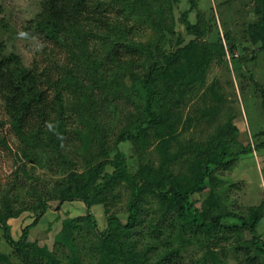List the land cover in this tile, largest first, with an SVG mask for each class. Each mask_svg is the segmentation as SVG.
Segmentation results:
<instances>
[{
  "label": "trees",
  "instance_id": "trees-1",
  "mask_svg": "<svg viewBox=\"0 0 264 264\" xmlns=\"http://www.w3.org/2000/svg\"><path fill=\"white\" fill-rule=\"evenodd\" d=\"M180 2L41 0L40 11L29 22L27 29L49 42L57 57H60L59 47H65L74 62L72 66L52 63L49 70L37 73L34 68L24 67L13 54L0 55V108L5 117L0 125L3 128L5 123L8 124L12 135L24 144L25 148L20 149L16 156L22 150L21 157L35 162V148L42 147L50 159H57L58 164L61 162L67 166L68 163L73 167L70 176L60 190L52 189L48 199L58 201L57 209L64 202H81L86 208L84 216L64 220L54 251L50 252L27 241L28 230L36 225L49 207L48 201H41L38 194L34 199L36 203L32 205L21 204L17 210L7 204L0 207V228L5 242L21 264H178L188 244L183 238L184 230L200 237L198 242L203 250L195 264H264V232H257V227L264 220V205L249 208L247 214L243 215L231 211L224 203L225 196L221 197L217 191L224 184L217 172L229 170L240 157L252 151L250 145L238 143L236 130L231 127L232 121L227 120L230 116L226 120L221 119L216 112L219 108L215 106L216 117L210 121V126L215 130L207 140L179 145L177 151L167 152L173 145L177 147L175 139L186 131V124L189 127L193 121L191 117L184 120L182 105L197 97L205 86L207 71L214 62L219 63L225 53L218 38L216 43H206L204 37L208 32L199 25L198 14L195 22L190 20L189 15L195 8L194 0H186L189 7L181 14L185 33L192 38L173 51L165 50L166 37L173 34L175 26L173 7ZM150 6L156 7L157 12L151 13L148 10ZM256 6H261L257 11L259 19L250 24L246 32L253 44H260L257 50L261 51L264 50V0H257ZM129 21L131 25H128ZM145 26L159 33L156 45L138 39L143 35L141 29ZM224 40L232 48L228 32L224 33ZM94 43L106 53L101 62L95 55L94 59L90 56L89 61L88 49ZM254 58L255 51L252 60ZM109 63L114 65L113 72L99 70L103 64ZM75 70L83 72L80 80ZM125 70L133 82L138 80L141 83L145 95L142 109L138 108L140 112L134 129L131 130L128 122L115 139V144L131 141L136 145L146 143L145 138L150 137L159 142L158 166L150 168L146 162L139 166L135 174L129 175L122 154L116 152L109 159L102 152L98 155L101 163H87L82 176L76 177L78 163L74 160L71 164L63 155L69 144L63 129L67 119L63 115L64 86L75 89L79 100L85 99L82 96L83 87L86 88L88 82L93 86L89 89H105L114 84L117 87L123 83L119 75H124ZM107 75L110 77L107 78ZM114 91L117 93L118 90ZM91 92L89 90L88 93ZM200 100L203 104L206 101L204 97H200ZM205 106L207 104L195 108L203 119L210 114ZM193 113L195 115L196 112ZM109 126L105 125L108 131ZM98 128L101 127L98 125L93 129L96 131ZM257 137L264 138V128ZM0 145L8 148L4 137ZM262 148L264 140L256 144L257 150ZM107 165L113 168L111 174L105 171ZM22 171L25 172V169ZM104 178L107 182L99 185L98 181ZM121 178L129 182L130 202L126 220L123 222L114 214L107 215L106 229L101 232L91 207L106 204L108 190L104 191L105 188L109 185L112 189L117 179ZM194 195L205 196L200 200L193 199ZM149 197L155 200L157 213L154 214V225H146L150 240L140 242L134 234L141 224L142 212L150 203ZM34 210L37 213L31 225L15 241L7 220L24 211ZM166 222V230L176 225L181 227V242L179 246L174 242L166 250H158V246L166 244L165 239L159 238ZM82 231L90 233V236L82 235L76 239L74 234ZM245 233L251 238H244ZM229 236L235 237L237 245L233 247L232 260L226 263L223 260L226 259L225 255L221 256L216 248ZM56 250H60L59 256L68 253L66 261L58 258ZM0 258L9 262L5 255H0Z\"/></svg>",
  "mask_w": 264,
  "mask_h": 264
},
{
  "label": "rangeland",
  "instance_id": "rangeland-1",
  "mask_svg": "<svg viewBox=\"0 0 264 264\" xmlns=\"http://www.w3.org/2000/svg\"><path fill=\"white\" fill-rule=\"evenodd\" d=\"M40 1L0 0V55L13 54L21 60L24 67L34 68L37 73L49 70L52 63L59 66L65 64L72 66L73 60L69 58V52L65 47H59L60 57H57L53 53L56 51H52V45L49 42L31 34L27 29L29 22L40 11ZM194 1L195 8L194 12L189 15L190 20L195 22L198 14L199 25L208 32L204 37L206 43H216L220 40L225 53L222 60L219 63L214 62L207 71L205 86L197 97L182 105L181 112L184 120L191 117L193 121L189 127L186 124V131L181 132L180 137L175 139L177 147L173 145L167 149V152L177 151L179 145L191 142L202 143L207 140L211 132L215 130L210 126V121L216 117L214 116L215 106L219 108V110L216 109V112L221 116V119L226 120L230 116L227 120L232 121L231 127L236 130L238 143L242 146L250 145L252 151L251 154L240 157L229 170L221 169L217 172L224 182L217 191L221 197L225 196L224 203L231 211L246 215L249 208L256 209L260 204L264 205V148L256 149V144L264 140L263 137H257L264 128V50L258 51L257 47L260 44H253L246 32L250 24L258 21L257 11L261 9V6L257 8V0ZM188 7L186 0L174 4L175 26L173 34L166 37V51H173L176 47L185 45L192 38L185 33L181 19V14ZM148 10L151 13L157 12L156 7L150 6ZM127 23L128 25L132 24L131 21ZM141 32L145 35L138 37L141 42L150 41L156 45L159 33L148 29V26L143 27ZM226 32L229 33L232 48H229L225 43L224 33ZM22 33L25 35H21ZM88 50L90 62V56L94 59L95 55L96 59L101 62L106 55L105 51L95 43L90 45ZM253 51H255V58L252 60ZM113 67L114 65L111 63L103 64V68H99V70L111 73L114 70ZM75 73L77 79L80 80V74L83 72L75 70ZM95 73L98 75L97 72ZM119 76L123 83L117 87L114 84L105 89H89L93 86L88 82L86 91V88L83 87L82 96L85 99L80 100L76 97L75 89L70 90L64 86L63 115L67 119L63 129L67 133L65 138L69 144L63 155L69 159L71 164L74 160L78 163L76 177L82 176L87 163H101V158L98 155L102 152L106 153L109 159H112L116 152L122 154L129 175L135 174L139 166L146 162L149 163L150 168L158 166L159 151L157 146L159 142L150 137L145 138L146 143L134 145L131 141H123L115 144V139L128 122L131 130L134 129V123L140 112L138 108L142 109L143 95H145L141 89V83L137 82L138 80L133 82L127 70L124 75L120 74ZM109 77L107 75V78ZM114 89L118 90L117 93ZM89 90L92 92L88 93ZM200 97L206 99L205 110L210 112L204 119L195 109L204 105ZM193 111L196 112L195 115ZM125 113L129 119H126ZM2 114L3 111L0 108V121L5 119ZM106 124L110 125L109 131L105 127ZM4 125L3 128L0 125V140L4 137L8 142V148L0 145V207L7 204L17 210L21 204L32 205L36 203L34 199L38 194L41 201L44 199L48 201L49 207L38 219L36 225L28 230L27 241L45 247L50 252L54 251L56 238L62 229L64 220L84 216L86 213V208L81 202H64L57 209L55 207L58 206V201L48 199L52 189L60 190L66 183L73 167H70L68 163L67 166L61 162L58 164L57 159H50L42 147L35 148V162L21 157L22 150L17 157L16 154L25 146L22 141L19 142L12 135L8 124ZM98 125L102 129L98 128L95 131L93 128ZM24 169L25 172L22 171ZM105 171L111 174L113 168L107 165ZM106 182V178L98 181L101 186ZM128 185L129 182L125 178L117 179L112 189L108 185L104 190H108L107 197H105L106 204H96L91 207L99 231L104 232L106 229L107 215L114 214L121 221L126 220L130 202ZM204 196L194 195L193 199L202 200ZM154 201L149 197L150 203L146 205V208L144 207L146 210L142 212L141 224L136 227L137 232L134 236L140 242L150 240L146 225L155 223L154 214L157 213V207ZM36 213L35 210L34 212L24 211L17 217L7 220L11 236L15 241L19 240L23 230L31 225ZM166 225L167 222L164 224L163 234L159 237L165 239L166 244L158 246V250L164 248L166 250L169 245L173 246L174 242H176V246H179L181 242V227L176 225L170 230H166ZM257 232L259 234L264 232V220L257 227ZM82 235L89 237L90 233L82 231L74 234L76 239ZM183 238L188 244L186 243L181 262L178 264H195L203 250L198 242L200 237L184 230ZM244 238L249 239L251 236L245 233ZM235 245H237L235 237L229 236L226 241L220 242L219 248H216L221 256L225 255L227 260H223L226 263H230L232 260V250ZM12 252L13 250L5 242L3 230L0 228V255H5L9 259V262H6L0 258V264H21ZM59 253L60 250H56L55 254L58 258L66 261L68 253H65L64 256H59Z\"/></svg>",
  "mask_w": 264,
  "mask_h": 264
},
{
  "label": "clouds",
  "instance_id": "clouds-1",
  "mask_svg": "<svg viewBox=\"0 0 264 264\" xmlns=\"http://www.w3.org/2000/svg\"><path fill=\"white\" fill-rule=\"evenodd\" d=\"M21 35H25L24 33H22Z\"/></svg>",
  "mask_w": 264,
  "mask_h": 264
}]
</instances>
